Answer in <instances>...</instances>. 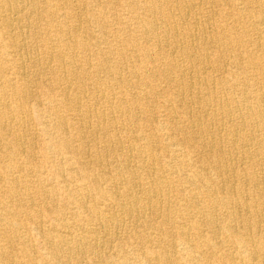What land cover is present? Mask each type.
I'll return each instance as SVG.
<instances>
[{
    "label": "bare ground",
    "instance_id": "obj_1",
    "mask_svg": "<svg viewBox=\"0 0 264 264\" xmlns=\"http://www.w3.org/2000/svg\"><path fill=\"white\" fill-rule=\"evenodd\" d=\"M208 1L125 0L124 5L131 8L132 10L129 11L134 14H128L129 19H122L118 13V17L115 16L112 21L106 23L110 27L106 26L107 29H103L105 23L99 17H94V12L89 10L91 7H88L86 11L92 21L100 27L102 38L112 29L110 38L116 44L118 43L117 47L106 50V52L97 49L95 51L96 60L92 64L88 62L89 59L83 53L87 50L89 42L79 34L78 28H68L66 23V26L61 24L59 27V24L53 21L54 11L44 12V15L50 17V22L57 27V32L60 31V36L56 37V43L44 44L47 46L44 51L45 53L49 51L50 57H42L40 63L52 59L55 61L53 70L59 73L62 72L60 70L63 65H70L69 63H74L76 60L80 62L79 69L65 68L68 77L76 81L61 86V91L55 93L53 98L46 102L49 113L53 114L49 118L52 132L61 134L62 130L68 127H71L72 131L69 139L60 136L61 139L54 141L65 149L72 147L71 140H74L72 137H77L80 139V143L77 144L78 149L75 150L72 147L75 150L72 156L63 154V152H54L57 151L56 149H51L46 155L55 154L58 159L57 165L67 162L71 165L80 163L78 165L81 171H74L75 174L65 177H60L62 176L61 171H55V174L59 175L61 191L71 197V200L59 199V201L54 197L56 191L49 185L50 183L40 184L35 181L30 185L26 184V173L22 171V168L19 171H12L14 164L7 163L1 166L0 264H44L36 262L37 250L32 247L33 244H30L32 242H29V240L38 239L39 236L45 239H41L40 244H45L44 247L55 256L53 261L48 256L50 262L65 264L66 256L60 255L61 252L75 255L80 245L90 244L89 247L92 248L97 246L98 240H101V243L109 241L114 233L107 230L108 221L121 222L124 214L130 216L127 236L130 238L132 252L130 254L119 252L116 259L110 260L112 264H141L139 262L141 256L139 260L134 258V244L138 243V241L134 243V237L141 240L138 252L149 264H209L207 257L215 264H264V96L262 94L264 91V0H214L215 2L223 1L228 9L227 11L217 9L216 18H218L215 19L214 27L207 31V19L209 14H212L204 7ZM30 6L36 15L33 26L37 28L36 18L40 14L36 10L38 4L30 3ZM197 6H200V11L192 16L191 26L182 28L184 30L182 38L173 36L178 26L186 23L184 22L185 16L190 15ZM172 7L179 10V13H176L177 18L172 12ZM23 9V0H0V27L4 29L2 35L16 32L18 36V39L14 41V46L17 49L16 55L19 56L18 65L16 64L17 72L21 74L13 80L8 78L0 82V99L6 97L7 103L13 106V110L18 115L22 112H30L27 104L29 99L31 111L37 115L38 111L33 109L35 95L30 94L29 97L26 95L27 83L14 81L24 74L22 68L25 61L22 50L25 39L21 38V29L31 23L23 16ZM127 20L131 21L129 24L135 23V26L141 30L140 34L144 35L141 40H136V38L130 40L134 41L132 42L134 43L133 48L143 51L149 57L151 41L145 33L155 29L160 23L164 26V33L156 36L155 42L170 44L175 51L184 55L188 60L187 64L178 65L174 63L173 58L169 60V51H167L168 54L161 56L166 66L165 69L163 68L164 71L158 74L169 83V86L182 84L181 89L185 92L187 100L182 101L181 98H177L176 103L166 100L163 102L167 118L172 121L166 119L158 123L157 129L160 132L164 131L165 135L176 133L180 136L177 140L170 138V142L162 146L172 153L173 162H169L172 163V170L165 174L164 171H158L156 179H151L150 182L144 180L143 171L136 174L126 169L120 171L116 167L114 171H100L101 174L91 171L89 165L81 164L82 161L95 162L109 168L107 167L108 159L104 160L103 157L105 152L110 150L109 143L119 142L121 139L115 129L119 123H122L121 115L124 110L127 113L124 118L125 123L128 126H134V130L130 126L129 131L121 139V142L125 143L126 150L134 151V143H137L135 140L139 141V139L147 149L151 148L152 141L148 133L144 131L134 133L138 130V123L140 124L139 121H135L138 119L137 113L134 111V115H131V109L139 105L140 100H137V97L123 98L114 93L115 108L102 95L92 104L84 99L85 84L91 85L89 80H93L96 73H100L103 69L109 72L114 71L116 74L120 72L118 64L124 59L125 53L118 45L128 44L127 37L120 36L121 32L129 29ZM195 31L202 34L209 46L199 45L197 42L194 44V41L200 38ZM76 47L81 49L78 51L80 53L78 56L75 54ZM214 47L220 48V52H216ZM112 50L115 51L112 52ZM64 52L68 54L66 57H64ZM112 53H115L114 61L110 66H106L104 62L106 56H111ZM226 56L234 62L235 68H225L221 58ZM141 62L137 61L135 67L143 72L146 69ZM152 62L155 63L154 66L148 69L158 72L156 70L158 63L155 59ZM179 66L184 70L195 72L193 76L196 80L184 81L178 73L173 76V73L178 72ZM138 69L131 70L136 75ZM199 70L204 73L203 76L198 74ZM248 75L254 76L257 79L256 83L248 82ZM91 76L92 79H90ZM134 82L142 84L144 80L139 76ZM118 86L128 89L129 84L121 79ZM90 88L92 94L93 91L103 94L112 87L101 85ZM58 105L72 110L75 121L69 122L66 117L54 114L55 107ZM177 111L189 115V119H176ZM92 119L96 122L89 130ZM23 125L24 118L21 116L13 119L6 112H0V139L6 136L5 130L3 131L4 127L9 128L10 131L13 130L12 140L4 139V146H8L10 141L17 144V149L21 150L22 137L17 127L24 128ZM103 127L104 130L99 133ZM41 130L48 131L43 127ZM171 130L172 133H170ZM54 132L51 134L53 135ZM52 139L45 145H50ZM84 140L90 141L91 155L89 156L86 153L88 149L84 151L82 148ZM178 142L183 143L187 150L180 152L176 148ZM46 148L49 150L50 146ZM225 152L229 157L225 156ZM14 153L13 150L0 147V155L4 157L8 155L9 160L14 157ZM29 154L33 155L31 152ZM191 156H195L196 161L198 160L203 167L196 164L190 158ZM229 159L236 161L235 163L228 162ZM117 165L127 166L128 159L120 157ZM178 167L180 170L187 171L185 180H182L186 185L184 187L181 184L182 187L179 189L181 194L171 195L168 192L173 183L170 174L177 173ZM173 168L176 170L174 171ZM256 168L262 169L263 176H258L255 172ZM120 177L125 179V187L122 191H119L120 186L116 185L121 183ZM101 180L104 184L102 186ZM136 180L141 183L140 191L143 196H137L134 192ZM68 205H71L74 210L68 209ZM139 205H147L151 212L159 214L163 226L149 222L147 230L141 233L134 232V219L136 218L132 211ZM76 209L80 211L77 212ZM45 210L48 211L47 218L54 222L52 224L61 227L62 241L54 240L52 232L49 231L51 226L45 225L44 222L47 220L40 218V213ZM94 255L97 258L96 264H108L109 259L95 252ZM25 259L31 261L28 262ZM50 262L47 260L45 264Z\"/></svg>",
    "mask_w": 264,
    "mask_h": 264
},
{
    "label": "rangeland",
    "instance_id": "obj_2",
    "mask_svg": "<svg viewBox=\"0 0 264 264\" xmlns=\"http://www.w3.org/2000/svg\"><path fill=\"white\" fill-rule=\"evenodd\" d=\"M23 1H24V9H23L24 15L23 16L26 18V20L28 21L30 20L31 23L28 26L21 29V32H22L21 38L25 39L24 48L22 50L23 55H24V61H25L23 63V68H22V70H24V74L22 75L21 78L14 79V81L27 83L26 84V91H27L26 95L27 97H29L28 95L30 94L35 95L34 97L35 101H33V109L34 111H38V114L35 115L34 113H32L31 103L29 102L30 101L29 99L27 101V104L29 105L30 112L29 113L22 112L21 115H18L17 113H15V110H13V106L10 103H7V99H5L6 97H3L2 99H0V112H6L8 115H11L13 119L19 116L24 118V125H23L24 128L17 127L18 132L21 134V137H22L21 142L23 146H20L21 150L17 149V144H14L13 142H10V141L7 144L8 146L3 145L4 139L12 140L11 135H13L12 133L13 130L10 131L9 128L7 129L6 127H4L5 129L3 128V131L5 130L6 136L3 139H0V147L3 146L7 148L8 150H13L15 153H14V157L11 160H9L8 155H6V157L0 155L2 156L0 157V170H2L1 166L7 163L14 164L12 171H19L21 168H22V171H25L26 173L25 183L26 184L30 185L31 183L35 181L40 182V184L43 182L45 183L48 182L50 183L49 185L53 187V189L56 191V194L54 195V197H56L58 200L61 199L62 201H68V200H71V197L68 196L67 193L61 191L60 184H59L60 181L58 179L59 175L55 174V171L62 172V173L60 172L62 174V176L60 177L72 175V174H75L74 171H81L78 165L80 163H74L71 165L69 164V162H67L66 164L61 163L60 165H57L58 159L56 158L55 154L53 156L51 154L50 155H46V154L49 153L51 149L52 150L56 149L57 151H54V152H63V154L72 156L74 155L75 150L78 149L77 144L80 143L79 142L80 139H78L77 137H72V139L74 140L73 141L71 140L72 142L71 144L75 150H73L72 147H68L64 149L63 147H60L57 142L54 141L56 139H59L60 136H64L67 139H69V135L72 133V131H71V127H68L67 129H63L61 134L55 133L54 131H53L54 134L53 135L51 134L53 132L49 125V118L52 117L53 114L49 113V108L46 106V102L48 99H52L55 93H57L58 91L59 92L61 91L60 90L61 86L63 87L64 85H68V84L74 83L73 81H76L75 79L68 77V74H66L67 73L66 69H69V67L79 69L80 62L76 60L74 61V63H69L70 65H66V64L63 65L62 69H65V68L66 69L65 70L61 69L60 71L62 72H59V73L58 71L53 70L55 66V63H54L55 61H53L52 59H49L47 62L40 63V59H42V57L43 58L50 57L49 51H47V53H45L44 51L47 49V46L44 44L53 43V42L56 43V40H57L56 37L60 36V31L57 32V27L52 22H50V17L48 15H44V12L54 11L53 21L55 24L56 23L59 24V27L61 24H63L62 26L67 25L68 28H73V27L78 28L79 34H81L83 38L85 40H88L89 42L88 46L86 47L87 50L83 51V53L89 59L88 62H90L91 64L96 60L95 51L97 49L103 52H106V50H111V48L117 47L116 45L118 43L116 44L110 38L112 29H110L111 31H108L102 38L100 27L96 24V22L92 21V18L89 17V13L86 11V9L88 7H91L89 10L94 12L95 14L94 17L95 16L99 17L101 21L105 23L103 29H105L106 26L107 28L109 27V25H107L106 23L108 21H112L113 17L115 16L118 17V13L122 19H129L127 18L128 14H132V13L134 14V12H130L129 10H132V9L124 5L125 0H23ZM30 3L38 4V6L36 7V10L40 14L36 18V20L38 21L37 28L33 26V20L36 15L33 13L34 10L33 8H31ZM67 7L68 8L70 7V8L68 9ZM204 7L207 11L209 10L210 13H212V14H209V17L207 19L208 23H207L206 30L209 31L214 27L215 19L218 18V17L216 18L217 9L221 11H227L228 6L223 1L215 2L214 0H209L207 3H205ZM198 11H200V6H197L191 11V14H190L191 16L186 15L185 16L186 18H184V22L186 23L180 24V26H178L177 28V32L174 33L173 36H175L176 38H182L183 33H184V30L182 28L184 26H189V25L191 26L192 16H194ZM172 12L174 16L177 18L178 14L176 13H179V10L172 7ZM130 22H131L130 20H127V24H129ZM113 28H115V26ZM128 28L130 30L128 29L120 33V36H125L128 39L127 40L128 44L126 46H124L123 43L118 45V47H121V49L125 53L124 59L118 64V67H119L118 71L120 70V72L116 74V72L110 71L112 72L110 73L109 71L103 69L100 73H96L94 79L89 80V83L91 82L92 84L91 85H88L87 83L85 84L86 92L84 94V99L88 103L92 104V103H95L94 101L95 99L101 98V95H102V97H104L106 100H109L110 105L113 108H115V97H114L115 94L114 93L119 94L123 98L125 97L128 98L129 96L137 97L136 99L140 100V102L138 103L139 105L131 109V115H134V111H135L138 116L137 117L138 119H136L135 121L137 122L139 121L140 124L138 123L139 125L138 130H135L134 133H141L142 131H144L145 133H148L150 135L148 136L150 137V140L152 141L151 148L147 149L144 146L142 140L139 139V141L135 140V142L137 143H134V148H135L134 151L126 150L125 143L121 142V139L123 135L126 132H128L131 127L134 130V126L130 125L131 126L130 127L127 125V123H125L124 118L127 113L124 110L121 115L122 123H119L117 125L118 126L117 129H115L116 132L121 136V139L119 142L118 141L110 142L109 143L110 150H108V152H105V155L103 157L104 160L108 159L109 165L107 167L109 168H105L103 164L100 165L95 162L86 163L82 161L81 164L89 165V168L91 169V171H96L97 173H101L100 171H114L116 167L120 171H122L121 169H123L124 171L126 169V171H134L136 172V174L138 172L143 171L142 176L144 177V180H147L148 182H150L151 179L152 180H154V178L156 179L157 177L156 173H158V171H164L163 173L165 174L172 170V167H171L172 163H169L170 161L173 162L171 158L172 153L170 152V150L163 148L162 146L165 143H169L170 138H175L177 140L178 137L180 136V134L172 133V130L170 132L172 134L165 135L163 134L164 131L160 132L157 129L158 123L166 121V119H169L167 118V114L165 112L163 102H165L166 100L167 102L176 103L177 98L178 99L181 98L180 100L182 101L187 100L185 92H183L181 89L182 84H179V85L177 84L175 86H171V85L169 86V83L166 82L165 79H162V77H160V75L158 74L159 72L164 71L165 66H166L164 62V58L161 56L162 54L169 53L168 54L169 56L167 55L169 57V60L173 58L174 63L178 65L187 64L188 60L186 59L184 55H181L179 52L175 51V49L171 47L170 44H167L164 42L163 43L161 42L160 44H158V42H155L154 38H156V36H161L164 33V30H163L164 26L161 25L160 23L156 25L155 29L148 30L145 33L147 38L148 39L150 38L149 40L152 42V43L150 42V45H149L150 52H151L149 54V57L146 54H144L143 51H139L135 47L134 48L132 47V44H134L132 42L134 41H130L131 39L134 40V38H136V40L137 39L141 40V38L144 36L140 34L141 30L139 29V27H136L135 23H132V24H129ZM0 29H1L0 30V51H2L0 52V82H3L4 80L8 78H11L13 80L14 77L16 76L18 77L21 74L20 72H17V65H18L17 58H19V56L16 55L17 49L14 46V41L18 39V36L16 35V32H14V34L2 35L4 29L1 27ZM195 33H198L197 35L200 38L199 40H195L194 44L197 42L199 45H204L206 47L209 46L208 41L203 38L202 34H199V32L197 31H195ZM59 42H62V41H59ZM214 49H216V52H220L219 51L220 48L214 47ZM75 50H76L75 54L76 56H78V54H80L78 51L81 49L79 47H76ZM5 51H7V53ZM114 51L115 50H112V52ZM155 51L158 53H156ZM167 51L169 52L167 53ZM66 55L68 54L64 52V57H66ZM114 56H115V53H112L111 56H106V60L104 61L106 63L105 64L106 66L107 65L110 66L112 64V62L114 61L113 59ZM154 59L156 63H158L157 64L158 69H156L158 72H155V70L153 71V70L148 69L154 66L155 63L152 62L154 61ZM221 59H222V62L224 63L225 68H231V69L235 68L234 62H232L227 56L222 57ZM137 61L138 62L142 61L141 64L145 67L146 69L145 71L141 72L140 69L135 67ZM198 65H201V63H198ZM131 69H134V70L138 69L137 74L135 75ZM177 69H179L178 72L173 73L172 74L173 76H176L179 74L183 77L184 81H187V82H190L189 80H196V77L193 76L195 72L191 70H187V69L184 70L183 68H180V66ZM198 74L200 76L204 75V73L201 70H199ZM41 75L42 77H40ZM61 76H63L64 78H62ZM139 76L144 80V83L141 84V83L134 82L137 80ZM247 78L249 79L248 82L256 83L255 81H257V79L252 75H248ZM90 79H92V76ZM121 79L122 81L123 80L127 81V84H129L128 89L121 88L118 86V82ZM101 85L102 86L111 85L112 88L109 91H105L103 94H100L98 91H93V94L91 93L92 89L90 87L101 86ZM22 93H26V92H22ZM262 94L264 96V91ZM145 97L147 98V100ZM55 108H54L55 109L54 114L60 117H64V118L66 117V119L69 122L75 121L74 120L75 118L72 115V110H67L65 107H62L61 105H58ZM5 118H7V116H5ZM175 118L179 120L180 119L187 120L189 119V115L184 114L180 111H177L175 113ZM95 122L96 121L94 119L90 121L89 125L91 126L88 127L89 130L92 129L91 128L92 126L94 127ZM42 127L44 129H48V131H42L41 130ZM168 127H170V125ZM103 130H104V127L99 130V133L102 132ZM50 138L51 139L53 138L52 139L53 141L51 142V144L45 145L47 142L51 140ZM155 138H157L158 140ZM83 144L84 146L82 148L84 149V151L88 149L87 150L88 152H86L87 156L91 155V152H89L91 149L89 145L90 141L84 140ZM48 146H50L49 150L48 148H46ZM176 148H178L180 152H184L187 150L186 146L181 142H178L176 144ZM29 152L33 153V155L29 154ZM24 153H26V155ZM225 153H226L225 156L229 157L227 152ZM82 156L85 157L84 155ZM122 156L123 158L128 159V165L125 167L121 165H117L119 162V158ZM190 158L193 161H195L196 164L203 167V165L199 163L198 160L196 161L197 158L195 156H191ZM235 161H236L235 159L228 160V162H233V163H235ZM204 165H206L207 167L206 162H204ZM255 172H257L258 176H263L262 169L256 168ZM186 174H187V171L180 170L179 167H178L177 173L174 172L173 174H170L171 177L173 178V183L171 187H169L168 192L171 195L180 193L179 189L182 187V185L185 187L186 183L185 181H182V180H185ZM120 178H121L120 179L121 183L119 182V184L117 183L116 185L117 186L119 185L120 187L118 190L122 191L123 188L125 187L124 185L125 179L124 177H120ZM76 181L79 182V180H76ZM73 183H75V181H73ZM102 185L104 184L101 180V186ZM140 186H141V183H139V180H136V182L134 183V192L137 196H143L142 192L140 191ZM130 187H133V186L130 185ZM67 208L70 209L71 211L74 210V208L71 205H68ZM75 211L79 212L80 209H76ZM33 212L35 213V211ZM132 213H134V218H136L134 219V228H135L134 232L141 233L147 230L148 229L147 225L149 224V222H152L155 225H157V223H159V225H162V218L156 212H153V211L151 212V209L148 208L147 205L146 206L139 205L136 208L134 207ZM35 214H37V212ZM40 214H41L40 215L41 219H43L44 221L47 220L46 222H44V224L51 226V230L49 231L52 232V236L54 240L56 242L62 241L63 235L61 232V227L57 226L56 224L53 225L52 223L54 222H52L50 219L47 218L48 211L45 210L44 212ZM118 215H119V212H118ZM128 216L129 215L124 214L121 222L108 221L107 230H110L111 233H114V236L109 241L101 243V240H98L97 246L92 247V248L89 247L90 244H88L87 246L80 245L75 255L71 253L61 252L60 255L66 256L65 264H96L97 258L94 257L95 256L94 252L95 254L98 253L102 257H105L107 260L109 259L108 264H112L111 261H113V259H116L118 257L119 252L130 254L132 252L131 250L132 245L130 243L129 236H127L129 234L128 221L130 219V216L129 217ZM41 239H42V236H39L38 239H32V240H29V242H32L30 244H33L32 247L33 248L35 247L37 250L38 257H37L36 262L45 264L47 260L50 262L48 256L52 258V261L54 260L55 256L51 255L50 250L44 247L45 244H40ZM42 240H45V239L43 238ZM135 241H138V243L134 244V258L136 260H139L141 258L139 260L141 264H149L147 261L143 260L142 254L138 252L139 251L138 249L140 248L141 240H139V238L134 237V243ZM71 245H73V243ZM93 257L94 259L92 260ZM207 259L206 260L208 261L209 264H215L214 261L209 260L208 257ZM25 261L30 262L31 260L25 259ZM49 264H54V263L50 262Z\"/></svg>",
    "mask_w": 264,
    "mask_h": 264
}]
</instances>
